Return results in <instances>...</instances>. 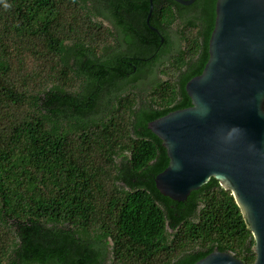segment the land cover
Returning a JSON list of instances; mask_svg holds the SVG:
<instances>
[{
	"label": "trees",
	"instance_id": "16d2710c",
	"mask_svg": "<svg viewBox=\"0 0 264 264\" xmlns=\"http://www.w3.org/2000/svg\"><path fill=\"white\" fill-rule=\"evenodd\" d=\"M92 1L0 0V264H105L108 253L154 264L171 250L168 228L171 251H198L179 264L214 247L252 263L230 190L211 177L178 202L154 184L168 158L147 123L190 104L184 85L207 60L215 0H152L158 32L149 0H96L125 36L110 55ZM125 56L138 64L122 78ZM148 77L142 96L131 90Z\"/></svg>",
	"mask_w": 264,
	"mask_h": 264
},
{
	"label": "water",
	"instance_id": "95a60500",
	"mask_svg": "<svg viewBox=\"0 0 264 264\" xmlns=\"http://www.w3.org/2000/svg\"><path fill=\"white\" fill-rule=\"evenodd\" d=\"M214 11L207 60L184 85L190 104L147 123L168 158L154 184L180 202L215 178L251 231L250 264H264V0H215ZM191 264L245 263L214 248Z\"/></svg>",
	"mask_w": 264,
	"mask_h": 264
},
{
	"label": "flooded vegetation",
	"instance_id": "af4514ba",
	"mask_svg": "<svg viewBox=\"0 0 264 264\" xmlns=\"http://www.w3.org/2000/svg\"><path fill=\"white\" fill-rule=\"evenodd\" d=\"M100 6H101L100 3L97 2L96 0L92 1V7H93L92 10L96 13L97 21L101 22L103 24V26L108 27L110 29V31L113 33V35L111 36L112 38L109 42L112 45V48L107 52V54L110 55L113 50H121V51L127 50V49H123V48H126L125 43H123V39L125 36L123 35V33L121 34L120 30H118L117 27L115 26V24L111 21V17L108 16L107 14H105L102 11L103 8H101ZM179 22H180L179 19H177L171 24L170 29L172 30L173 33H176V30L178 28H180V30L183 28V26L180 25ZM148 26L150 27V29H152L151 27H153L149 24H148ZM153 28L154 29H152V30L154 32H158V30L155 27H153ZM174 36L171 38V40H172V43L170 44L171 48H172L173 43L176 44ZM160 41H163V39L161 38ZM173 46H175V45L173 44ZM102 55H105V53H102ZM154 56L155 55L152 54L148 57H141L140 58V65L146 66ZM164 58L165 57H162L163 63L160 62L158 67L156 68L157 73L155 76L158 78L159 77L164 78V75L160 72L161 69L163 68V66L165 65ZM120 61L121 62L117 63V68L120 71L122 78L127 77L128 75L130 76V74H134L136 72L138 63L135 62L136 60L134 58L125 56L124 58H121ZM165 61H166V58H165ZM151 78L152 77H148L144 81H136L134 88H132L131 90L133 92H135L137 95L142 96L147 91L146 89H148L150 87ZM105 92H107L106 89H105ZM103 111L106 113L107 109L105 108V109H103ZM166 224H167V222H166ZM167 232L170 234V236L173 235L172 230L170 228H168ZM170 236H169L170 240L167 242V245L170 246L169 250H170V248L172 250V249H175L174 248L175 241H173ZM195 247L198 248L197 245H195ZM214 248H216V247H214ZM171 250L167 254L165 253L164 250H158V252L155 254L157 262L154 264H165L166 261H168V264H179L180 262H182L183 260L188 258L191 254H195L198 252L197 250L190 252V249H188V248L183 249V250H179V251H174V250L171 251ZM109 259H110V254L108 253L103 262L105 264H110ZM199 259H197V260H199Z\"/></svg>",
	"mask_w": 264,
	"mask_h": 264
},
{
	"label": "rangeland",
	"instance_id": "374dc122",
	"mask_svg": "<svg viewBox=\"0 0 264 264\" xmlns=\"http://www.w3.org/2000/svg\"><path fill=\"white\" fill-rule=\"evenodd\" d=\"M95 20H97V18L95 17ZM105 23V22H104Z\"/></svg>",
	"mask_w": 264,
	"mask_h": 264
}]
</instances>
